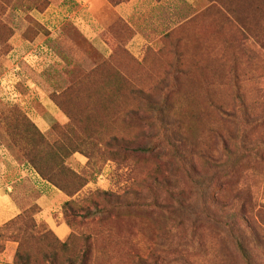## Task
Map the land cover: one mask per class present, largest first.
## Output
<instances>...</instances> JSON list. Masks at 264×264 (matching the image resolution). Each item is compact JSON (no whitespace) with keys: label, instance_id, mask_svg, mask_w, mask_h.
<instances>
[{"label":"rangeland","instance_id":"374dc122","mask_svg":"<svg viewBox=\"0 0 264 264\" xmlns=\"http://www.w3.org/2000/svg\"><path fill=\"white\" fill-rule=\"evenodd\" d=\"M0 70V264H264V0H0Z\"/></svg>","mask_w":264,"mask_h":264},{"label":"crops","instance_id":"0c3cea01","mask_svg":"<svg viewBox=\"0 0 264 264\" xmlns=\"http://www.w3.org/2000/svg\"><path fill=\"white\" fill-rule=\"evenodd\" d=\"M125 5V6H124ZM117 10L122 11L126 9L128 12L129 4H119ZM45 37L37 38L36 42L41 43V41ZM11 41L13 42L14 48L12 52L4 59L6 64L9 65V62H12L11 57L14 53L23 52L24 48H26L29 44L31 45V41L26 39L20 30H16V33L12 37ZM33 45V44H32ZM2 71V70H0ZM4 72L11 74V68H4ZM32 83V82H31ZM35 183L40 190V196L37 199V204L41 207L40 215L45 218V220L49 223L51 228L57 234L60 239H65L68 237L70 233V228L68 225L61 221L59 217H55V212H53L54 208L57 207L67 200V196L60 191L57 187L49 183L48 181L42 179L38 174L34 177ZM9 187V186H8ZM19 213L18 205L12 199L10 192L7 191L4 187L0 188V226L7 223L9 220L14 218Z\"/></svg>","mask_w":264,"mask_h":264},{"label":"trees","instance_id":"16d2710c","mask_svg":"<svg viewBox=\"0 0 264 264\" xmlns=\"http://www.w3.org/2000/svg\"><path fill=\"white\" fill-rule=\"evenodd\" d=\"M44 140V139H43ZM48 147V144H47ZM50 151L53 152V160L56 159V161H49V166L48 169L45 170L43 169V167H36L38 168V172L40 173V175L43 177V179H45L46 181L50 182L51 184H53L54 186H57L59 189L62 190V192H65L66 194H68L69 196L74 195L75 193H77L78 191H80V189L86 184L83 183L81 184L80 187L76 188L73 191H69L68 188L64 185V180L63 178L61 179H57L58 176H62L65 179H68L70 177V175L74 174L67 165H66V159L72 155V153L76 152L77 149L76 148H65L63 149V152L60 153L58 151H56L54 149V147L52 146L50 148ZM102 195H104V197H106V199L110 200L111 197L113 196L111 193L107 192V191H103L100 192ZM120 202L119 199L117 198V203ZM71 203L72 200H67L65 202L66 207H71ZM89 214L93 215L94 213L91 211H88ZM22 215H19L16 219L8 222L6 225L10 224L11 222H16L18 221ZM69 223V222H68ZM26 225V226H25ZM25 226V229H22V227ZM34 225H32V220H27L24 219V221L21 222L20 226H19V231L18 233L20 235H24L27 233V229L30 228V230H32ZM2 227H0L1 229ZM24 230V231H23ZM81 264H85L84 262H81Z\"/></svg>","mask_w":264,"mask_h":264}]
</instances>
